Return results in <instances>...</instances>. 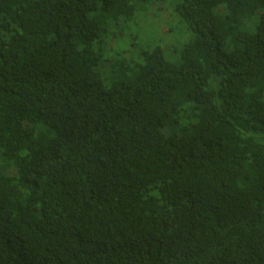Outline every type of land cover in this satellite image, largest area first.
<instances>
[{"label": "trees", "instance_id": "1", "mask_svg": "<svg viewBox=\"0 0 264 264\" xmlns=\"http://www.w3.org/2000/svg\"><path fill=\"white\" fill-rule=\"evenodd\" d=\"M0 264H264V0H0Z\"/></svg>", "mask_w": 264, "mask_h": 264}, {"label": "rangeland", "instance_id": "2", "mask_svg": "<svg viewBox=\"0 0 264 264\" xmlns=\"http://www.w3.org/2000/svg\"><path fill=\"white\" fill-rule=\"evenodd\" d=\"M150 12L148 10H146L145 12H143L142 14L144 16L148 15ZM171 12L169 11H166L165 14H169ZM173 14V13H172ZM164 19H165V15H164ZM157 25H162L161 22H160V17L158 18L157 20ZM179 26L178 25H175L173 28L174 29H177ZM145 32H150L151 30H146L144 29ZM159 33L160 35L163 37V41H165L166 43H169V42H172V43H176L177 41V35L174 34L173 32L171 33H168V32H165V33H162L161 34V30L159 29ZM144 35V33H143ZM173 35V36H172ZM143 44H146L147 47L149 46H154L158 43H160V45L163 47V43L160 41V39L158 38V36L156 34H153V35H144L143 37V40H141ZM119 46V45H118ZM120 47V46H119Z\"/></svg>", "mask_w": 264, "mask_h": 264}]
</instances>
